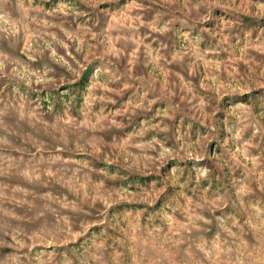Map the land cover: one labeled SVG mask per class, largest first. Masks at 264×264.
<instances>
[{"label":"rangeland","instance_id":"obj_1","mask_svg":"<svg viewBox=\"0 0 264 264\" xmlns=\"http://www.w3.org/2000/svg\"><path fill=\"white\" fill-rule=\"evenodd\" d=\"M0 264H264V0H0Z\"/></svg>","mask_w":264,"mask_h":264}]
</instances>
